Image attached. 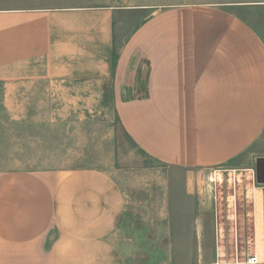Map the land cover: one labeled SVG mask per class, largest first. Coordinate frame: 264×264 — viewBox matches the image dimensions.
<instances>
[{"label": "crops", "instance_id": "1", "mask_svg": "<svg viewBox=\"0 0 264 264\" xmlns=\"http://www.w3.org/2000/svg\"><path fill=\"white\" fill-rule=\"evenodd\" d=\"M20 1L0 7L5 91L106 82L121 127L160 164L264 159V0ZM124 207L104 170L0 177V264H127Z\"/></svg>", "mask_w": 264, "mask_h": 264}, {"label": "rangeland", "instance_id": "2", "mask_svg": "<svg viewBox=\"0 0 264 264\" xmlns=\"http://www.w3.org/2000/svg\"><path fill=\"white\" fill-rule=\"evenodd\" d=\"M20 4L0 0V7ZM102 87L90 93L85 82L40 81L13 93L0 83V177L106 171L125 198L114 241L127 264L227 263L253 253L264 259V183L254 164H160L129 139L106 82Z\"/></svg>", "mask_w": 264, "mask_h": 264}, {"label": "built area", "instance_id": "3", "mask_svg": "<svg viewBox=\"0 0 264 264\" xmlns=\"http://www.w3.org/2000/svg\"><path fill=\"white\" fill-rule=\"evenodd\" d=\"M211 264H264V259H259L256 253L244 257L242 260L234 259L227 263L214 262Z\"/></svg>", "mask_w": 264, "mask_h": 264}, {"label": "flooded vegetation", "instance_id": "4", "mask_svg": "<svg viewBox=\"0 0 264 264\" xmlns=\"http://www.w3.org/2000/svg\"><path fill=\"white\" fill-rule=\"evenodd\" d=\"M254 173L258 179V183H264V166L262 162L255 164Z\"/></svg>", "mask_w": 264, "mask_h": 264}, {"label": "water", "instance_id": "5", "mask_svg": "<svg viewBox=\"0 0 264 264\" xmlns=\"http://www.w3.org/2000/svg\"><path fill=\"white\" fill-rule=\"evenodd\" d=\"M260 162H262V165L264 166V159H258L257 161H256V164H258V163H260ZM256 180H257V182H258V179L256 178Z\"/></svg>", "mask_w": 264, "mask_h": 264}]
</instances>
